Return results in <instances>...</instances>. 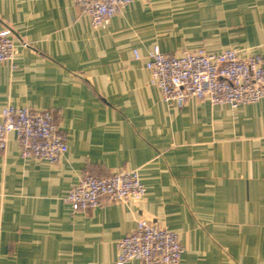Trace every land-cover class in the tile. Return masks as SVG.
<instances>
[{
  "label": "crops",
  "instance_id": "crops-1",
  "mask_svg": "<svg viewBox=\"0 0 264 264\" xmlns=\"http://www.w3.org/2000/svg\"><path fill=\"white\" fill-rule=\"evenodd\" d=\"M6 26L15 54L0 63V109L50 110L67 150L24 159L7 135L0 264H116V242L138 219L178 234L182 264H264V98L179 107L145 66L154 45L264 53V0H131L99 28L71 0H0ZM118 169L139 170V201L85 212L65 201L84 173Z\"/></svg>",
  "mask_w": 264,
  "mask_h": 264
},
{
  "label": "built area",
  "instance_id": "built-area-1",
  "mask_svg": "<svg viewBox=\"0 0 264 264\" xmlns=\"http://www.w3.org/2000/svg\"><path fill=\"white\" fill-rule=\"evenodd\" d=\"M89 18L93 28L104 27L131 0H71ZM12 29H0V63L12 62L15 44ZM134 56L139 57L137 51ZM150 82L166 103L182 106L187 98L206 99L232 109L264 98V53L241 54L234 48L163 52L154 45L145 63ZM12 134L24 159L56 162L67 150L66 135L48 109L7 104L0 109V149ZM145 186L138 169H118L108 176L84 173L68 189L65 201L77 212L103 203L139 201ZM178 234L147 219H138L134 230L116 242V264L136 259L141 264H182Z\"/></svg>",
  "mask_w": 264,
  "mask_h": 264
}]
</instances>
